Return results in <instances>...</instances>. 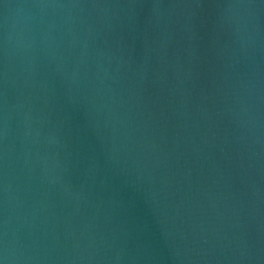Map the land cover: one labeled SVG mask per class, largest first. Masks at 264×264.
<instances>
[{
  "label": "water",
  "instance_id": "1",
  "mask_svg": "<svg viewBox=\"0 0 264 264\" xmlns=\"http://www.w3.org/2000/svg\"><path fill=\"white\" fill-rule=\"evenodd\" d=\"M2 264H264V0H0Z\"/></svg>",
  "mask_w": 264,
  "mask_h": 264
},
{
  "label": "clouds",
  "instance_id": "2",
  "mask_svg": "<svg viewBox=\"0 0 264 264\" xmlns=\"http://www.w3.org/2000/svg\"><path fill=\"white\" fill-rule=\"evenodd\" d=\"M0 264H2V262H0Z\"/></svg>",
  "mask_w": 264,
  "mask_h": 264
}]
</instances>
